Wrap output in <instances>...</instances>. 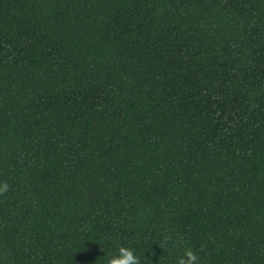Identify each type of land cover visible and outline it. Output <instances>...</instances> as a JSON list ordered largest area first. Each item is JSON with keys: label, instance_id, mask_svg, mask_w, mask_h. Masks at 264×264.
Listing matches in <instances>:
<instances>
[{"label": "trees", "instance_id": "obj_1", "mask_svg": "<svg viewBox=\"0 0 264 264\" xmlns=\"http://www.w3.org/2000/svg\"><path fill=\"white\" fill-rule=\"evenodd\" d=\"M4 180L0 264H264V0H0Z\"/></svg>", "mask_w": 264, "mask_h": 264}, {"label": "clouds", "instance_id": "obj_2", "mask_svg": "<svg viewBox=\"0 0 264 264\" xmlns=\"http://www.w3.org/2000/svg\"><path fill=\"white\" fill-rule=\"evenodd\" d=\"M10 190L7 180L0 182V195H5ZM175 239L171 235H166L162 244L174 243ZM106 264H141L140 257L135 254L134 249L120 246L116 254L111 255ZM176 264H200V257L191 248L186 247L183 254L178 258Z\"/></svg>", "mask_w": 264, "mask_h": 264}]
</instances>
